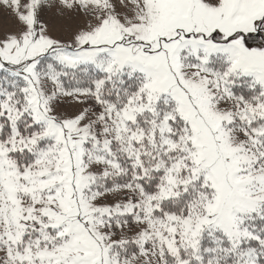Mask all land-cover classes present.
I'll use <instances>...</instances> for the list:
<instances>
[{
	"label": "snow or ice",
	"instance_id": "obj_1",
	"mask_svg": "<svg viewBox=\"0 0 264 264\" xmlns=\"http://www.w3.org/2000/svg\"><path fill=\"white\" fill-rule=\"evenodd\" d=\"M0 264H264V0H0Z\"/></svg>",
	"mask_w": 264,
	"mask_h": 264
},
{
	"label": "rangeland",
	"instance_id": "obj_2",
	"mask_svg": "<svg viewBox=\"0 0 264 264\" xmlns=\"http://www.w3.org/2000/svg\"><path fill=\"white\" fill-rule=\"evenodd\" d=\"M80 23H81V24L84 23V18H81ZM63 38H67V37H63Z\"/></svg>",
	"mask_w": 264,
	"mask_h": 264
}]
</instances>
